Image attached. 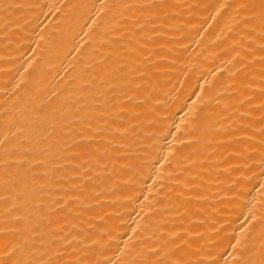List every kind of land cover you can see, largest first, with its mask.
<instances>
[{"label": "bare ground", "instance_id": "obj_1", "mask_svg": "<svg viewBox=\"0 0 264 264\" xmlns=\"http://www.w3.org/2000/svg\"><path fill=\"white\" fill-rule=\"evenodd\" d=\"M0 264H264V0H0Z\"/></svg>", "mask_w": 264, "mask_h": 264}]
</instances>
